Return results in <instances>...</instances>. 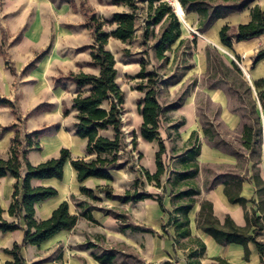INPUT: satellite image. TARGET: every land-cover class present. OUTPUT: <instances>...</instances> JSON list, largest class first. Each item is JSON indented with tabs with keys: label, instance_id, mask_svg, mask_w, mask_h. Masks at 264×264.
Instances as JSON below:
<instances>
[{
	"label": "crops",
	"instance_id": "0c3cea01",
	"mask_svg": "<svg viewBox=\"0 0 264 264\" xmlns=\"http://www.w3.org/2000/svg\"><path fill=\"white\" fill-rule=\"evenodd\" d=\"M36 1L40 2L41 16L45 17L46 11L47 14L53 16L55 22L54 31L52 32L43 20H37L36 24L31 26L25 37L17 43L23 47L22 56L24 60L12 65L16 70V74H13L10 71L11 69L0 61V95L12 100L16 99V102L18 97L11 89L16 75L22 72L24 82L44 81L47 79L51 81L54 96L52 100H41V97L50 94L45 91L44 87L33 90L29 87L23 88L19 106L17 105L22 116V122L16 118L10 107L0 106V154L4 159L10 157V148L16 132L14 130L2 132V127L18 123L19 128L27 133L48 125L58 124L60 126L59 130L40 137L41 150L28 153V160L34 165H38L47 159L58 157L62 148H68L74 158L86 157L87 140L75 135L77 112L71 109L76 88L71 83L68 84L69 88L67 90L57 87L54 85L53 78L61 73L67 74L72 71L94 74L99 72L98 69L87 65L92 57L90 50L81 49L85 45L92 44L93 37L90 29L84 25L86 17L80 9H74L71 4L64 1L58 3L52 0ZM90 1L99 14L112 15L115 12L130 11L127 5H115L107 2L99 8L96 6L98 0ZM168 1L178 13V8L176 7L177 2L180 3V0ZM255 6H259L264 11V0H255L247 7L231 11L224 17L215 20L207 30L201 32L199 31L200 15L194 11L187 13L180 3L181 10L185 13L183 18L178 13L182 23L181 38L186 40V43L179 50H176L178 45H180L179 41L176 42L172 46V51L167 53L170 60L166 63L167 66H171L174 62H178L179 55L182 54L186 57L185 53L188 50H192L191 59H189L190 63H192V68L176 80L171 78L168 85L161 86L158 91V101L165 106L184 92L185 88L193 80L197 81L181 108L166 113L167 115L165 114L160 129V136L164 139L166 146L164 162L167 171L164 175L163 183L170 170H180L182 168L178 156L187 148L191 134L194 131L198 132L201 140L200 154L196 158L200 171L194 179V182L200 188V194L197 196V202L189 213L192 236L200 238L207 249L205 255L201 258V264H219L215 259L217 257L224 258L231 264L261 263L260 254L253 243H249L251 252L249 259L245 260V251L242 245L236 243L228 245L218 244L211 235L199 229L196 223L201 207L200 203L203 200H208L212 202L214 214L221 223L225 221L227 216H230L237 225L246 226L243 207L239 204L231 203L225 194V185L222 181H215L220 174L232 171L245 176L246 179L242 185L241 195L247 199L256 196L255 191L257 188L252 177L253 161L240 162L238 156L234 155L230 148L217 146L214 142L209 141L203 132L204 122L201 120L199 112V104L202 99L208 100L215 107V111L204 110L205 115L209 118L205 122L215 124L220 138L227 140L231 148L242 150L240 141L242 126H244L242 112L236 111L231 107V99L229 93L225 90L226 88L208 86V81L213 79L209 78V61L207 60L206 50L208 47L215 48L219 54H222L220 56L223 61L229 65L234 61L231 60L232 57L239 58L242 62L241 69L256 94L254 83L264 79V58L255 62V56L264 48V34L252 38L250 41H234L232 49L224 46L220 40V30L224 25H230L235 28L241 23L250 22L251 9ZM138 11L136 21V27L138 28L134 37L126 42L111 37L107 45L109 50H111L109 45L116 42L124 44L123 47L125 49H129V45L134 43H141V45L149 43V41H144L143 39L142 26L143 20L149 13L148 2H140ZM115 27L114 25L113 29ZM160 31L161 24L155 28L154 43H156ZM52 33H55V37L49 53L42 57L33 69L23 73L25 66L33 59V57H28L29 51L43 47L39 42L41 40L40 36L45 38L46 35H51ZM194 39L196 40L195 43L193 42ZM151 60L161 62V60L155 58L154 54H152ZM169 76H172V74H167L165 78H169ZM70 90L73 91L74 95L67 100L64 92ZM122 90L127 92L125 89ZM129 90L132 106L127 107V102L125 104V114H128L126 116L128 117V128H126L130 130L131 134L136 133L138 136L137 151L143 154L141 166L147 168L151 174H154L157 171L156 154L159 149L158 142L147 141L140 134L143 115L138 110V100L144 97L145 92L139 91L135 87H130ZM42 103L52 104V107L36 111L28 118H25L28 112L34 110ZM64 106L71 109V113L68 116H64ZM258 110L263 134L261 158L257 167L260 169L261 177L264 180V110L260 104ZM72 118L74 119L70 120ZM26 119L27 121L23 123ZM181 119H184L185 122L179 128L180 137L177 139L174 137L173 130H170L171 136L169 135L168 127ZM123 128L126 133L125 125ZM65 165L62 179L44 178L40 180V178H34L31 180L33 187H56L58 194L56 197L38 202L35 206L37 211L35 216L38 224L36 228L32 229L28 240L21 249V254L25 258L26 264H103L96 260L93 254H101L108 250L120 252L114 260L115 262L108 264H122L124 257L122 253L127 252L129 253L127 255H132L141 262L135 259L136 262L131 264H163L165 261H169V264H187L186 253L190 248L189 238L180 239L178 243H175L176 232L174 226L170 225L163 231L162 226L168 221L169 214L164 213L158 200L148 198L138 202L122 203L118 199L107 198L104 193L102 194L101 191L96 189L102 185L110 186L115 195H122L127 190L135 189V180L141 178L145 181L148 189L139 190V192L161 193L162 190L161 192L159 191L161 188L155 187L153 183H148L145 177L141 175L139 169L136 168L134 171L129 170L128 167L114 169L111 171L113 180L90 177L80 183L70 161ZM25 171L24 168L23 174ZM16 181L17 179L11 175L0 178V206L5 210L3 217L8 221H18L22 226V229L14 231L5 233L0 231V264H7V262L14 260L12 255L4 252V249H11L14 244L23 243L25 237L26 223L23 213L17 218L11 216L8 212L12 203ZM207 181L213 183V185L207 186ZM82 185L92 189L95 196L101 198L97 204L81 193L80 188ZM151 188L154 190H151ZM164 200L165 209L172 211L174 204L168 186ZM80 202H85L86 207L92 204L99 208L113 209L117 213L131 215L128 223L139 226L142 230H132V228L123 230L120 228L121 222L118 219L100 209L92 210V216L96 221L93 222L81 215L82 208L78 206ZM148 229L154 230L155 233L148 232ZM258 239L264 241V230Z\"/></svg>",
	"mask_w": 264,
	"mask_h": 264
},
{
	"label": "trees",
	"instance_id": "16d2710c",
	"mask_svg": "<svg viewBox=\"0 0 264 264\" xmlns=\"http://www.w3.org/2000/svg\"><path fill=\"white\" fill-rule=\"evenodd\" d=\"M72 5L77 9L75 0H61ZM255 0H180L183 9L189 12H197L200 15L199 31L207 30L211 24L234 10L247 7ZM140 2H148L149 13L143 20V39H149L155 36V28L161 24L160 35L153 44L152 50L157 60L168 62L170 60L168 52L172 51V46L179 41L176 50L185 45L186 40L182 39V23L177 16L173 6L168 0H108L109 4L127 5L129 12H115L111 17L103 18L87 5L85 0L80 2V11L86 17L84 25L90 29L93 41L92 44L85 45L81 49L90 50L91 60L87 63L89 67L99 70L98 74L87 72H68L61 73L53 78L54 85L68 89L71 83L76 88V94L73 97L71 109L76 110L75 135L87 140L86 157L74 158L68 148H62L58 157L47 159L46 161L34 165L28 160L30 151L41 150L40 137L47 133L59 130L58 124L48 125L31 132H23L18 123H13L2 127V132L14 130L15 136L10 148V157L4 159L0 154V178L11 175L17 179L14 185L12 203L9 207V214L19 217L23 213L26 223L25 237L23 243H16L11 249H4V252L14 257V260L7 264H26L25 258L21 254V249L28 240L33 228H36L38 221L36 219V204L48 198L56 197L58 191L56 187H33L31 180L34 178H57L62 179L64 176L65 164L70 161L73 169L76 171L77 179L80 183L90 177L113 180L111 171L128 167L129 170H136V160H141L143 154L137 151L138 136L132 134L129 147L126 133L124 131V115L126 104V93L118 83V68L116 59L111 50L107 48L111 37L126 42L131 40L138 27L136 21L138 18V8ZM106 24L115 25L116 27L110 32L105 31ZM264 34V11L255 6L251 9V21L241 23L235 28L230 25H224L220 30V40L224 46L232 49L233 42L249 40ZM7 35L2 29L1 40L5 41ZM22 35L19 34L12 42V45L19 43ZM195 39L193 42L195 43ZM50 46L38 53L24 68L23 73L33 69L37 62L50 51ZM209 78L215 80L212 86H218V83H225L228 86V92L231 93L239 103L236 111L242 112L244 119L241 134L242 150L231 148V145L220 138L215 124L210 122L203 123V132L209 141L214 142L217 146L230 148V151L238 156L241 161H253V180L257 188L256 196L250 199L243 198L241 195L242 185L245 176L238 172H226L216 177L215 181H222L225 185V194L231 203L239 204L245 211L246 226L237 225L234 220L227 216L223 223L220 222L214 214L212 202L203 200L200 203V211L196 219L197 227L211 235L218 244L228 245L231 243L240 244L244 247V259L248 260L250 256L249 243L256 246L260 254L261 263L264 264V241L259 240V236L264 230V180L261 177L260 169L257 167L261 158L262 147V125L258 114L259 104L264 110V79L256 81L254 87L257 93H254L253 86L246 80L238 62L226 64L215 48L208 47L206 50ZM0 43V55H2ZM264 58V48L255 56V62ZM239 60V58H237ZM7 61V65H8ZM141 68L136 75L139 82L135 89L145 92L144 97L138 100V110L143 115V124L140 128V134L147 141H157L159 149L156 154L157 171L151 174L147 168L140 166L139 171L145 177L148 183H153L161 188V193L139 192L137 188L127 190L122 195H115L112 187L98 186L96 189L110 199H118L122 203L138 202L145 199H156L164 211L169 214L168 221L163 224L162 229L173 225L175 228L174 242L178 243L180 239L189 238L190 248L186 253L187 264H201V258L205 255L206 245L198 237L192 236L190 230L189 213L197 202V196L200 194V188L194 182L199 174L200 168L196 160L201 150V140L198 132L194 131L188 141V146L179 155V162L182 164L180 170L172 169L166 174V164L164 154H166L165 141L160 136L163 117L166 113L181 108L185 103L187 96L190 94L186 89L174 101L163 106L158 101V91L163 85H168L170 79L164 78L157 70H149V60L141 59ZM13 74L16 70L13 66H8ZM0 106L10 107L16 118L21 121V114L17 106L16 99L0 95ZM52 104L42 103L34 110L28 112L25 118L31 116L34 112L43 109H49ZM71 109L64 106V116L71 113ZM185 122L184 119L178 120L168 127L174 131V137L179 138V128ZM1 132V133H2ZM135 154L137 156H135ZM90 157V158H87ZM136 157V158H135ZM25 173L23 174V169ZM139 184L146 185L141 178L135 180L134 186ZM207 186L213 183L206 182ZM167 186L172 195L174 208L167 211L164 206L165 193ZM80 191L83 195L90 198L93 202L100 201L101 198L95 196L94 191L85 185H82ZM250 205V206H249ZM82 208L81 215L87 219L96 222L92 216V210L100 209L106 214H110L118 219L121 224L120 228L142 230L125 222L126 216L117 213L113 209H103L96 205L90 204L87 207L85 202L78 203ZM3 210L0 206V231L9 232L22 229L18 221H8L3 217ZM148 232L155 233L154 230L148 229ZM118 253L117 250H108L101 254L94 253L96 260L103 264L114 263ZM126 258L136 257L124 255ZM219 264H231L224 258H215ZM137 260V259H136ZM139 261V260H137ZM140 262V261H139ZM129 262H122L128 264ZM141 263V262H140ZM169 264V261L163 262Z\"/></svg>",
	"mask_w": 264,
	"mask_h": 264
},
{
	"label": "rangeland",
	"instance_id": "374dc122",
	"mask_svg": "<svg viewBox=\"0 0 264 264\" xmlns=\"http://www.w3.org/2000/svg\"><path fill=\"white\" fill-rule=\"evenodd\" d=\"M55 3L60 2L61 0H52ZM77 3V9H80V2L82 0H75ZM87 5L90 6L92 9H94L93 4L90 0H85ZM108 2V0H98L96 2V6H98L100 8V6H104L106 3ZM40 2L36 1V0H0V43H1V48H2V55H0V61H2L4 64H6V66H12L17 62H21L22 60H24L23 56H22V48L21 45L19 44H15L12 45L11 42L19 35H22V39L23 37H25L26 33L29 31V29L31 28V26H33L34 24H36L37 20H43L45 21L47 27L52 30V32L54 31L55 28V22H54V18L53 16L47 14V11L45 12V17L41 16L42 15V10L40 9ZM174 8V7H173ZM95 10V9H94ZM96 11V10H95ZM44 13V12H43ZM99 16L103 17V18H110L111 15L109 14H99ZM46 18V19H43ZM53 18V19H52ZM47 21V22H46ZM114 25H110V24H106L104 27L105 31H111L113 29ZM2 29L5 30V33L7 35V39H5V41L1 40V36H2ZM198 34V33H197ZM196 34V36H198ZM55 37V33H52L51 35H46V37L44 38L43 36H40L39 42L40 44H42L43 47L39 48V49H31L29 51V55L28 57H35L38 53L42 52L43 50H45L48 46L51 47L52 42L54 40ZM153 42V43H151ZM155 40L154 38L149 39V43L143 44L141 45V43H134L129 45V49H125L123 47L124 44L122 43H111L109 45V48L112 50L115 59H116V66L118 68V83L119 85L122 87V89L127 90L126 93V97H127V107L132 106V100L130 97V87L133 88L136 86V84L139 82V79L136 78V75H138L137 73L139 72L140 68H141V59L146 58L149 60V65L147 66V68L149 70L155 69L157 70L160 74L164 75L163 77L165 78V76L167 74H172V79L176 80L178 78H180L184 73H186L187 70H189L190 68H192V63H190L189 59H191V55H192V50H188V52H186V57H184L182 54L179 55V59L177 63H173L171 66H167V63L165 61H161L158 62L156 60L152 61L151 60V56L152 54H154V51L152 50V44L154 43ZM108 48V46H107ZM222 56V54H220ZM238 60L237 57H232L231 60L235 61ZM7 61L9 62L7 65ZM240 63L241 60H238ZM230 62V61H228ZM236 62V61H235ZM138 63V64H136ZM172 72V73H170ZM244 73V72H243ZM245 76V75H244ZM171 77V76H170ZM23 76H22V72L18 75L15 76L14 79V83L11 87V89L16 93V96L18 97L17 99V105L19 106V101L20 98L22 97V90L23 88L29 87L32 90L35 88H43L45 89V91H48L50 94H48L47 96L41 97V100L46 101V100H52L54 99L53 96V89L51 86V81L49 79L44 80V81H32V82H24L23 81ZM246 78V76H245ZM248 79V78H247ZM246 79V80H247ZM208 81V80H207ZM196 80H193L186 88L189 90V93L192 91V89L194 88L195 84H196ZM215 81L210 80L208 81V86L211 87V85ZM219 87H223L225 90H227L228 92V86L225 83H218ZM215 87V86H213ZM229 93V92H228ZM73 91H66L64 92V96L67 98V100L69 98H71L73 96ZM230 99H231V107L234 108H238L240 105L238 103V101L236 100V98L229 93ZM199 112H200V116H201V120L203 122H205L206 120H208L209 118L205 115V111L204 110H211L212 112L215 111V107L208 101L205 99H202V102H200L199 104ZM239 111V110H238ZM27 113V112H26ZM167 115V114H166ZM128 114L124 115V125H125V130H126V139L129 145V148L131 147L130 144V140L132 139V134L130 132L129 129H127V125H128ZM74 118L70 119L73 120ZM27 119L24 122H26ZM127 127V128H126ZM69 130V128H67ZM135 156H137L135 154ZM136 158V157H135ZM136 168L139 169V167L141 166V160H136ZM153 185V184H150ZM135 188H137L138 190H146L148 189L147 185H142L139 184L138 186H134ZM156 187V186H155ZM151 190H154L153 188H151ZM161 192V189L159 190ZM96 204L98 202H95ZM126 219L125 222L128 223L130 221V216L131 215H126ZM82 247V246H79ZM123 256L127 253H122ZM123 261L124 262H129L128 264L131 263H135L136 260L135 259H131V258H126L125 256L123 257Z\"/></svg>",
	"mask_w": 264,
	"mask_h": 264
},
{
	"label": "bare ground",
	"instance_id": "6f19581e",
	"mask_svg": "<svg viewBox=\"0 0 264 264\" xmlns=\"http://www.w3.org/2000/svg\"><path fill=\"white\" fill-rule=\"evenodd\" d=\"M176 4V3H175ZM176 6V5H175ZM176 8H178L177 10H178V13L180 14V16L183 18V14H185L184 12H182V10H181V7H180V3H178L177 2V7Z\"/></svg>",
	"mask_w": 264,
	"mask_h": 264
},
{
	"label": "built area",
	"instance_id": "2783aa9c",
	"mask_svg": "<svg viewBox=\"0 0 264 264\" xmlns=\"http://www.w3.org/2000/svg\"><path fill=\"white\" fill-rule=\"evenodd\" d=\"M142 24H144V23L142 22ZM195 32L197 33V31H195ZM235 61L238 62L237 64H238L240 67L242 66V64H241L238 60L235 59Z\"/></svg>",
	"mask_w": 264,
	"mask_h": 264
},
{
	"label": "water",
	"instance_id": "95a60500",
	"mask_svg": "<svg viewBox=\"0 0 264 264\" xmlns=\"http://www.w3.org/2000/svg\"><path fill=\"white\" fill-rule=\"evenodd\" d=\"M175 12H176V10H175ZM176 14H177V16L179 17V15H178V13L176 12Z\"/></svg>",
	"mask_w": 264,
	"mask_h": 264
}]
</instances>
